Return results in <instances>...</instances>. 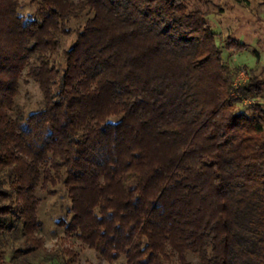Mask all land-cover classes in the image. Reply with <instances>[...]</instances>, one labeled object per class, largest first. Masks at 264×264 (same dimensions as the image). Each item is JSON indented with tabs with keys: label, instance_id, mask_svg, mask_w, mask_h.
Instances as JSON below:
<instances>
[{
	"label": "trees",
	"instance_id": "1",
	"mask_svg": "<svg viewBox=\"0 0 264 264\" xmlns=\"http://www.w3.org/2000/svg\"><path fill=\"white\" fill-rule=\"evenodd\" d=\"M29 4L0 0V264H79L40 235L39 193L60 189L57 224L108 262L264 264V79L224 60L207 15L186 0ZM28 80L31 112L16 101Z\"/></svg>",
	"mask_w": 264,
	"mask_h": 264
},
{
	"label": "rangeland",
	"instance_id": "2",
	"mask_svg": "<svg viewBox=\"0 0 264 264\" xmlns=\"http://www.w3.org/2000/svg\"><path fill=\"white\" fill-rule=\"evenodd\" d=\"M22 14L33 13V5L29 0H19ZM190 9H197L207 15V24L215 33L216 40L223 50V57L232 67L243 70H253L255 74L264 79V0H186ZM75 26V22H72ZM75 39L71 34L62 38L57 62H62V51L68 49ZM235 43H241L244 48L239 51L230 49ZM258 54V57L254 55ZM60 59V60H59ZM241 73L238 81L246 80ZM42 93L37 83L28 80L21 82L19 94L16 98L19 106L27 112L36 111L42 104ZM264 103L263 97L258 100ZM249 103L245 101V104ZM243 111L245 107H241ZM41 203L39 216L43 220V229L40 235L46 252L61 254L59 251H69L77 255L79 264H121V261L108 262L99 256L98 252L80 243L72 235L66 234L58 224L60 219H69L66 216L69 200L63 189L57 191L55 196H46L40 192ZM67 219H66V218ZM39 254H43L40 252ZM61 256V255H60ZM66 259L68 256L65 257ZM40 258L36 259L39 262Z\"/></svg>",
	"mask_w": 264,
	"mask_h": 264
}]
</instances>
